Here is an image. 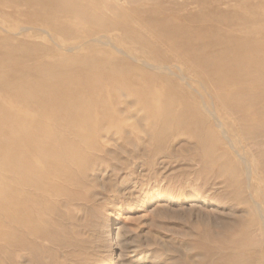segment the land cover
Instances as JSON below:
<instances>
[{
  "label": "rangeland",
  "instance_id": "obj_1",
  "mask_svg": "<svg viewBox=\"0 0 264 264\" xmlns=\"http://www.w3.org/2000/svg\"><path fill=\"white\" fill-rule=\"evenodd\" d=\"M263 201L264 0H0V264H264Z\"/></svg>",
  "mask_w": 264,
  "mask_h": 264
},
{
  "label": "bare ground",
  "instance_id": "obj_2",
  "mask_svg": "<svg viewBox=\"0 0 264 264\" xmlns=\"http://www.w3.org/2000/svg\"><path fill=\"white\" fill-rule=\"evenodd\" d=\"M48 3L50 2V1H47ZM51 3V2H50ZM64 5V4H63ZM67 6V5H66ZM27 28H22L21 29V31L23 32L24 30H26ZM28 30V29H27ZM20 31V33H22ZM43 32H45V31H43ZM47 32V31H46ZM25 33V32H24ZM48 33V32H47ZM49 34V33H48ZM17 36L19 35V34H16ZM53 39H54V37H52ZM92 42H96V43H99L100 45H105V46H110L111 48H114L118 53H120V54H122V55H124L128 60H130V61H133V62H135V63H137L138 65H141V66H144L146 69L147 68H149V69H152L153 71L154 70H157V71H159V72H164V71H167V70H169V67L168 66H166V65H156V64H153V63H149V62H146V61H142V60H140V59H138V58H136V57H134V56H132L131 54H129V53H126V52H123V51H121V50H119V49H117L114 45H113V42H111L109 39H108V37L106 36V35H101V34H99V36L98 37H95V38H93L92 40H91ZM90 43V42H89ZM94 44V43H93ZM80 48L82 47V46H79ZM68 48V47H67ZM35 49V48H34ZM48 49V48H47ZM72 49H74V48H72ZM68 50V49H67ZM77 50H79V49H77ZM76 50V52H78ZM35 51V50H34ZM39 51V50H38ZM40 52H42V51H40ZM35 53H37L36 51H35ZM72 53V52H71ZM215 54V53H214ZM33 55V54H32ZM35 56V55H34ZM43 56V55H42ZM37 57V56H36ZM39 59V58H38ZM40 60H42V59H40ZM33 63H35V62H33L32 61V64ZM163 63V62H162ZM31 64V63H30ZM166 64V63H165ZM29 65V64H28ZM27 65V66H28ZM175 68V67H174ZM172 69V68H171ZM177 69V68H176ZM181 71V70H180ZM156 72V71H155ZM151 73V72H150ZM164 73H167V72H164ZM26 74V73H25ZM160 74V73H159ZM170 74V73H169ZM168 74V75H169ZM28 75V74H27ZM125 75V74H124ZM173 76V75H172ZM181 76V75H180ZM176 77V76H175ZM29 78V77H28ZM178 78V77H177ZM179 78H181V80H182V82H184L185 81V79L183 78V77H179ZM20 79H22L23 80V78H20ZM180 80V79H179ZM184 80V81H183ZM24 82V81H23ZM200 83H201V81H200ZM189 88V87H188ZM190 89V88H189ZM190 90H192V89H190ZM193 91V90H192ZM197 94V93H196ZM123 96V95H122ZM212 100V99H211ZM101 102V101H100ZM212 102V101H211ZM58 107H60V106H58ZM63 107V106H62ZM76 107V106H75ZM74 107V108H75ZM57 108V107H56ZM199 108H200V110L202 111V113H205L208 117H210L211 119H212V121H213V124H214V126H215V128L216 129H218L219 130V132H220V134H221V136L227 141V143H228V145L231 147L230 149H233L234 150V148L236 147H234V142H233V140L230 138V136H229V134H228V131H227V129L225 128V126H224V124H223V121H222V119H221V117L218 115V113H217V110H216V107H215V105L213 104V103H207V102H205L204 100L202 101V102H200V104H199ZM62 109V108H61ZM71 109V108H70ZM76 109V108H75ZM88 112V111H87ZM61 113V112H60ZM90 113H92V112H90ZM77 114H79L78 112H77ZM81 116V115H80ZM72 118V117H71ZM74 120V119H73ZM81 120V119H80ZM92 122V121H91ZM34 123V122H33ZM78 123V122H77ZM70 124V123H69ZM79 124V123H78ZM91 125V124H90ZM64 126V125H63ZM58 127H60V126H58ZM60 129V128H59ZM64 130H65V128H63ZM79 129V128H78ZM92 129V128H91ZM62 130V129H61ZM87 130V129H86ZM24 132V131H23ZM73 132V131H72ZM86 132V131H85ZM30 140V139H29ZM49 143V142H48ZM236 144V143H235ZM59 146V145H58ZM23 148V147H22ZM235 152V154H236V156L239 158V160H240V162L241 163H243L244 164V167H245V170H246V179H247V181L250 183V173H249V170H250V167H251V165H250V163H249V161L246 159V157L244 156V154H242L240 151H234ZM58 153V152H57ZM45 155V154H44ZM59 156V155H58ZM56 157V156H55ZM68 160H69V158H67ZM38 161V160H37ZM70 161V160H69ZM72 162V161H71ZM26 164H25V161L23 160L22 162H21V167L19 168V170L22 172V170H24L23 169V166H25ZM14 167V166H13ZM30 168V167H29ZM28 169V168H27ZM15 171V170H14ZM20 174V173H19ZM18 174V175H19ZM25 174V173H24ZM30 193V192H29ZM32 195V194H31ZM34 197V196H33ZM251 197H252V195H251ZM18 201V200H17ZM30 202V201H29ZM262 202V201H261ZM264 202V201H263ZM27 205V204H26ZM253 206H254V210H255V213L258 215V217L261 219V221H262V224H263V228H264V206H263V204H261V203H257V202H253ZM18 207V206H17ZM19 209V208H18ZM21 209V208H20ZM33 240V239H32ZM32 243V242H31Z\"/></svg>",
  "mask_w": 264,
  "mask_h": 264
}]
</instances>
